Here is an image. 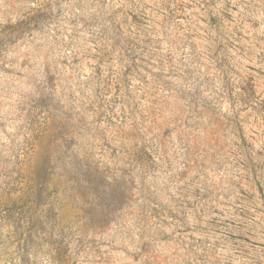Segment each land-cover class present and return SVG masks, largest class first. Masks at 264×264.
I'll use <instances>...</instances> for the list:
<instances>
[{
    "label": "rangeland",
    "instance_id": "obj_1",
    "mask_svg": "<svg viewBox=\"0 0 264 264\" xmlns=\"http://www.w3.org/2000/svg\"><path fill=\"white\" fill-rule=\"evenodd\" d=\"M0 264H264V0H0Z\"/></svg>",
    "mask_w": 264,
    "mask_h": 264
}]
</instances>
